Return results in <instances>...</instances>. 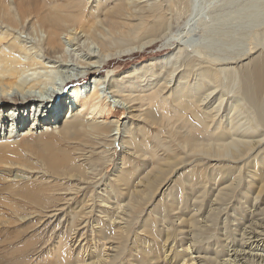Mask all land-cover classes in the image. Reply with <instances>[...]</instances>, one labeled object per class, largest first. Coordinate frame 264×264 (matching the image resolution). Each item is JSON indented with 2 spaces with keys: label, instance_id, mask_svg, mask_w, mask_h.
<instances>
[{
  "label": "bare ground",
  "instance_id": "1",
  "mask_svg": "<svg viewBox=\"0 0 264 264\" xmlns=\"http://www.w3.org/2000/svg\"><path fill=\"white\" fill-rule=\"evenodd\" d=\"M172 1L175 0H160L156 3L153 1V4L146 6L133 0H96L93 8L90 0H0V126L11 123V127H14L12 125L23 127L26 117L33 119L36 112L42 113L46 121L50 119L56 124L60 119L58 124L60 125L62 123L60 116L65 110L68 118L59 130L67 139L81 137L78 141L70 140L66 147L46 142L34 147L29 145V140L25 141L28 136L22 138L24 140L22 147L27 149L35 162L39 163L48 175L47 178L54 181L68 179L69 182L77 180L79 183L76 185H85L94 182L96 167L102 166L100 175L105 174L107 164L111 163L110 158L113 157L112 133L118 130L116 123L90 122L85 118L101 117L108 113V107L98 99L100 85L106 87L111 98L118 100L119 106L126 112L125 118L128 119L127 124L122 126L124 137H121V143L124 151L121 153L117 172L110 176L112 180H106L102 185L97 183V187L94 191L91 190L86 199L89 208L83 207L82 215L80 214L79 220L76 219L81 225L87 215H93L95 225L97 228L99 226L98 230L95 229L97 232L94 231L98 238L91 244L90 256L95 260L88 263L78 261L79 258L77 261H71L67 256L65 242L57 240L49 264H122L120 262L123 256L126 258L123 264H152L155 262L154 259H161L162 264H196L193 258L186 257L192 250L191 247L195 245H192L193 242L197 241H193L191 247L188 245L189 247L186 246V250L182 251H177L174 245L175 231H172L174 225L171 224L169 212L170 209H174L177 194L170 195L172 179L168 178L179 169H182L184 175L176 176L173 181L175 184L172 186L175 185V190L182 192L188 190L189 193L196 195H204L207 184L217 186L219 174L222 175V179L224 177L231 179L232 184L230 181L228 186L222 188V183L221 188H217L218 194L215 196L217 202L230 198L235 189L239 188L244 174L249 177L247 179L250 180L251 187L254 182L257 183L258 196L264 193V149L259 152L256 161L247 164L249 167L245 171H237L225 163L210 167L204 163V160L208 161L210 158H225L228 154H233L234 147L241 146L242 151L237 153L238 150L236 152L234 150L236 154L233 155L239 160L252 148L250 141L233 139L232 132L238 133L235 129L236 123L233 127L231 120H223L225 123L217 122L212 111L213 106L210 108L204 105L212 93L208 87L214 91L221 84L220 72L216 65L214 68L212 63L193 59L184 63L176 61L170 66L172 53L131 65L119 76L101 74V70L106 69L117 58L144 52L154 43L161 42L164 46H170L167 13ZM16 32L26 34L27 39L23 40ZM187 44L191 45L190 39L187 40ZM67 46L77 48L68 50ZM90 46H93L95 51H91ZM177 51L176 53L181 52ZM82 52H85L84 56L87 58L83 57L85 59L74 63L78 69L76 75L69 77L66 74L63 77L66 79L59 85L53 80L52 87L69 88L70 84L82 80L83 83L75 85L67 96H63V92L60 93L54 88L48 90L46 82L50 80L48 74L52 72L51 70ZM247 63L249 65L245 64L244 70H240L239 79L244 86V92H241L253 104L258 106L261 102L263 105L264 101H261L264 90L263 57L256 55ZM175 72L180 73L170 88V79ZM90 76L94 83L88 84ZM160 77L165 78L160 81ZM91 87H94L92 91ZM87 88L89 91L85 94ZM249 100L246 101L250 104L248 107L253 108L254 105L248 102ZM237 106L240 105L237 103ZM42 107L44 110H40ZM263 108L264 105L261 109ZM248 116L250 117V114ZM255 119L257 120V116ZM260 121L261 124L264 122ZM258 123L252 122L250 131H257L260 125ZM162 140L165 141L161 145L164 147L161 150L163 156L158 158L157 150L161 149V146L157 144L160 141L162 143ZM17 151V148L10 145H0V163H14L13 159L9 160V156H15ZM76 161L82 163L77 164ZM256 163L262 167L261 172L256 168ZM186 164L187 166H184ZM253 169L258 171L255 172ZM41 185L34 187L30 183H25L18 187L14 196L21 198L22 201L19 203L21 205L23 203L27 205L28 201L34 208L42 210L48 208L57 200L53 197L55 192L61 189L58 186L51 189V186ZM87 188L88 186L85 189ZM162 189L168 198L166 204L163 199L158 202L155 200ZM69 190L71 188H63V191ZM85 191L84 194L89 192ZM159 204L161 205L157 208ZM150 206H153L151 213L155 221L153 225L149 223L148 216L141 217ZM95 211L96 214H103L104 218H96V214L93 213ZM193 213L186 219L175 215L174 218L179 220V223L175 221L176 225L180 226L183 223L189 227L193 237H205L208 240L213 238L217 220L214 218V225H207L208 221L205 225L204 222L196 221V215ZM42 214L47 217L50 211ZM77 215L79 214H74V220ZM217 216L215 215L216 218ZM211 219L213 220V217ZM157 220L161 223V233L155 226ZM134 225L136 226L133 230ZM111 227L115 230L113 233L108 231ZM138 229L144 234L145 242L138 238L136 233ZM165 233V240L162 241L159 236ZM128 241H132L136 256L132 255V251V254H129ZM142 243L145 247L140 246ZM159 248L162 250L160 257Z\"/></svg>",
  "mask_w": 264,
  "mask_h": 264
},
{
  "label": "rangeland",
  "instance_id": "2",
  "mask_svg": "<svg viewBox=\"0 0 264 264\" xmlns=\"http://www.w3.org/2000/svg\"><path fill=\"white\" fill-rule=\"evenodd\" d=\"M90 1L92 2L90 4L91 7L94 8V2L96 0ZM133 1L150 6L153 4V1L156 3V1L158 2L160 0ZM170 4L171 7L169 6V12L167 13L169 22L168 35L170 34L171 38L168 44H170V46H164L161 42L154 43L147 47L144 52H137L125 58H117L113 62L111 61L112 63L109 64L106 69L101 70V74L111 77L119 76L124 71L128 70L131 65H138L152 60V58H159V56L172 53L173 56L170 59V66L176 61L184 63L193 59L208 64L212 63L214 64V68L216 65V69L220 72L221 84L220 87L214 91L208 87L212 93L207 98L208 100L206 99L204 105L210 108L213 106L212 111L217 122L225 123L223 120H231L230 122L233 123V127L236 123L235 129H237L238 133L232 132L233 139L237 138L240 141H250L252 148L251 151L247 152V154L239 160L235 159L233 156L236 154L235 152L237 150V153L242 151V147L238 145V148L234 147L232 151L233 154H228L227 157L220 159L210 158L208 161L204 160V163L207 164L208 167L211 165H218V163H225L229 164L232 168H236L237 171H245V169L249 167L247 164L249 165L252 161H256V157L259 156L264 149V122L261 124L260 121H264V108L261 109L264 105V90L262 93L263 98L261 99L263 105L259 102L257 106L243 94L244 86L241 79H239L240 70H244V67H246L244 66L245 64L249 65L247 61L250 63V59L252 60L256 55H261L264 60V0H180V2L175 0L170 2ZM16 33L18 34L19 32ZM18 35L23 40L27 39L26 34ZM188 39L191 40V45L187 44ZM76 48L77 46H67L68 50ZM90 49L93 51L94 47L90 46ZM177 50H181V52L176 53L178 52ZM80 54L68 59V61L70 60L69 62L67 61L56 69L51 70L52 72L48 74L50 80L46 82L48 90L51 91V89L54 88L60 91V93L63 92V96H67V93L74 89L73 87L75 85L83 83L82 80L79 83L70 84L69 88L52 87L53 80L59 85L60 82L66 79L63 78L66 74H68L69 77L76 75L78 69L76 67L77 64L74 63H76L77 60L87 58V56H84L86 55L85 52ZM179 73L180 72H175V74H173V78L170 79V88L173 87L175 83L174 80ZM33 77H36V75H33ZM90 78L91 76L88 78L90 80H88V84L94 83ZM163 78L165 77H160L159 80L163 81ZM93 88L94 87H91L90 91H92ZM98 88H100L98 90V99L103 105L108 107V113L103 114L101 117L87 116L85 118H88L90 122L116 123V129L118 130H114L112 133L114 135V141L111 148V154L113 156L110 158L111 163L109 162L107 164L108 167L103 176L100 175L102 166L96 167V178L93 183L76 185V183H79L77 180L69 182L68 179L54 181L51 178H47L48 175L40 167L39 163L35 162L27 149L22 147V143L24 142L22 138L26 136L29 138L27 140L25 139V141L29 140V145L34 147L45 142L54 146L66 147L72 140L78 141L81 139L80 136H74V138L70 139L64 138L65 136L59 130V127H61L63 122L68 118V113L65 112V110L60 116V118L62 117V123L60 125H58L60 119L56 124V122L50 119L46 121L42 113L39 114L36 112L33 119L32 117H26V123L23 127L22 125H12L14 127H11V123L5 126L2 125V127L0 126V145H10L18 149V153L14 154L15 156H9V160L13 159L14 163H0V264H49L51 261L50 255L53 252L52 250L55 249V245L59 240L65 242L67 256L71 261H77L78 258V261H87V263L95 260L94 257L92 258V256H90L92 253L91 244L93 242L95 243L97 240L96 238H98V236L96 237L95 232L97 231L95 229L98 230L99 226L97 228V225H95L96 220L93 215H87L85 221L81 225L78 224L80 221L77 220H79L80 214L82 215L81 209L83 210V207L84 209L85 207L89 208L86 199L90 193L94 191V188L97 187V183H101L102 185L106 180H112L110 176L117 172L119 159L121 153L124 151L123 144L121 143V137H124L122 126L128 122V119L125 118L126 112L119 106L118 100L111 98V95L106 91L107 89L103 84ZM88 89L89 88L85 90V94L89 91ZM241 94H243V96H241ZM242 97L244 99L241 100L240 98ZM245 97L249 100L248 102L254 105L253 108L248 107L250 104L246 102L247 100ZM235 101L237 102L235 103ZM237 103L241 107L237 106ZM235 104L236 107H239L238 109L235 107ZM44 107L40 110H44ZM215 107L216 109H214ZM246 107H248V109ZM245 113L246 115L250 114V117L247 115L249 117L248 119ZM256 116L257 120L260 119L258 120L260 123L255 119ZM191 120H193L192 122L194 123V118ZM255 121L260 125H258L257 131L252 132L250 131V127H252V122L254 123ZM159 143L157 144L156 142L158 146H161L165 141L163 142L162 140V143L161 141ZM160 148L161 149L157 150L158 158L163 156L161 150L164 147L161 146ZM75 163L80 164L82 162L76 161ZM184 166H187V164ZM256 166L258 170L260 169L259 172H261L262 167L259 163H256ZM141 169H143V167H141ZM253 170L255 172L258 171L255 169ZM183 175L184 172H182V169H179L176 174L173 173L172 177L168 178L169 180L172 179V184L170 185L172 191L170 190V195H172V193L177 194L174 209H170L169 212L171 224L174 225L172 231H175L174 245L177 251L186 250V246H190L193 241H197L193 242L192 245L195 244L194 247L192 245V247L190 246L192 250L188 252L189 254L186 257L193 258L196 264H264V193L258 196L259 191L256 187L257 183L254 182L251 187L249 184L250 180L247 179L249 177H246L244 174V179L241 178L239 188L237 187V190L235 189V192L229 196L230 198H227L223 202H217L216 197L218 189L221 188L222 183V188L228 186L230 181L232 184L231 179L226 177L222 179V175L219 174L217 186L207 184L208 186L206 185L205 187L206 194L196 195L195 193H189L188 190L183 192L175 190V185L172 186L175 184L173 181L176 176L183 177ZM23 183H30L34 187H36L35 185L42 184L41 186H51V189H53V186H58L61 191H59L60 193L55 192L53 197L57 200H54L50 207L42 210L41 208H34L33 205L28 204V201L26 202L27 205L24 203L23 205L19 204L22 200L20 197L17 198L14 196V192L18 190V187L24 185ZM87 186L88 188L86 190L85 188ZM63 188H71V190L63 191ZM85 190L89 192L84 194ZM240 191L242 193H240ZM190 194H192V196ZM193 195H195L194 198ZM162 199L166 204L168 198L166 194H163V189L158 193L155 200L158 202ZM161 204L157 205V208ZM209 205L211 207H209ZM152 207L153 206H150L145 209V214L143 213L141 216L144 218L148 216L151 225L155 222L151 214ZM198 209L201 210V212ZM48 210L50 211V215L44 217L42 213L49 212ZM191 211L194 212L193 214L196 215V221L199 223L204 222L203 224L205 225L206 223H208L207 225H214V218L217 220L216 232L214 233L215 236H212V240H208L205 237H193L192 233L189 232V227H186L183 223L180 226L176 225V223H179V220L174 218L175 215L180 216L181 219H186L192 214ZM96 212L97 211L93 213L96 214ZM76 213L79 215H77L74 220V214ZM97 214L96 218H104L103 214ZM215 215H218V218H216ZM209 216L211 218L213 217V220ZM164 225H166V223H164ZM135 226L136 225L132 227L133 230ZM155 226L161 233L162 227L159 220H157ZM108 231L113 233L115 230L111 227V230L108 228ZM136 233L138 238H140L142 242H145L144 234H142L139 229ZM165 236L166 233L165 235L161 234L159 239L164 241ZM225 236H227V238ZM130 239H132V236ZM171 239L173 238H170V240ZM167 242L170 243V241ZM127 243L128 251H130L129 254H132L131 251L133 252L135 247L131 245L132 241H128ZM140 246L145 247L144 243ZM138 250L140 249L138 248ZM159 252L160 257L162 256V250L160 248ZM132 255L136 256L137 254L133 252ZM205 258H208V260ZM154 261L155 262L152 264H162L161 259H154ZM125 262L126 258L123 256L120 263L123 264Z\"/></svg>",
  "mask_w": 264,
  "mask_h": 264
}]
</instances>
